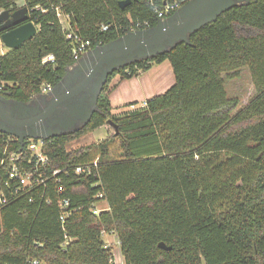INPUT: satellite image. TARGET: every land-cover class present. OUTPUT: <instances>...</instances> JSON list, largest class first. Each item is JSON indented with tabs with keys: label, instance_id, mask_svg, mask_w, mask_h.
<instances>
[{
	"label": "trees",
	"instance_id": "16d2710c",
	"mask_svg": "<svg viewBox=\"0 0 264 264\" xmlns=\"http://www.w3.org/2000/svg\"><path fill=\"white\" fill-rule=\"evenodd\" d=\"M20 1L39 30L21 47L0 51V91L27 102L77 62L75 43L53 5L71 15L72 31L90 40V50L133 27H154L165 1L189 0H138L126 8L121 0H0V10L13 12ZM37 5L48 10H32ZM49 54L54 61H45ZM166 60L174 84L145 105L115 114L112 80L130 79ZM244 68L256 95L238 108L240 99L229 96L226 78ZM98 107L76 132L44 139L51 167L99 156L93 174L73 171L64 180L77 210L62 222L53 181L20 190L0 206V264H115L103 233L117 235L125 264H264V0L233 6L194 32L190 43L114 71ZM109 122L118 130L105 140L67 148ZM11 137L0 131V151ZM115 141L121 156L110 160ZM100 192L109 209L96 215L92 206ZM162 242L171 249L161 248Z\"/></svg>",
	"mask_w": 264,
	"mask_h": 264
},
{
	"label": "water",
	"instance_id": "95a60500",
	"mask_svg": "<svg viewBox=\"0 0 264 264\" xmlns=\"http://www.w3.org/2000/svg\"><path fill=\"white\" fill-rule=\"evenodd\" d=\"M134 1L121 0L122 8ZM251 0H189L151 28L131 30L124 36L90 49L67 69L63 78L46 93L18 101L0 91V131L18 137L48 139L74 133L99 110V96L116 70L169 51L180 42L190 43L191 35L220 14ZM38 33L29 20L26 6L0 13V37L9 49H17ZM115 130L118 126L109 122ZM161 248L171 246L160 243Z\"/></svg>",
	"mask_w": 264,
	"mask_h": 264
},
{
	"label": "built area",
	"instance_id": "2783aa9c",
	"mask_svg": "<svg viewBox=\"0 0 264 264\" xmlns=\"http://www.w3.org/2000/svg\"><path fill=\"white\" fill-rule=\"evenodd\" d=\"M181 6L182 5H180L178 1H165L164 7L162 9H157L158 18H168ZM52 8L56 11V14L60 22L62 23L63 28L66 30L67 38L73 40V42L75 43V57L77 60H79L83 54L89 51V46L91 44L90 40H85L80 34L72 31L70 25L71 15L64 13L61 6L53 5ZM32 10L46 12L48 9L43 8L42 5H37L32 8ZM1 12L2 10H0V13ZM141 25H143V23H137V26ZM144 25L148 26L149 22L145 21ZM108 27L109 25H103L102 29L105 30ZM37 29L39 30L38 26ZM132 30L138 29L133 27ZM0 42L2 46H4L1 37ZM54 59L55 58L53 54H49L45 57L46 62L54 61ZM1 88L2 87H0V89ZM51 88V85L45 86L43 88V93L48 92L49 90H51ZM11 136L12 137L6 142V146L0 151V206L7 204L10 199L15 196L20 190L27 187L37 188L43 185L47 186L48 181L50 180L55 182L56 191L59 194V207L61 209L60 219L64 223L66 219L71 216L74 211L77 210V208L71 207V198L66 194V185L64 183V180L66 178H71L73 175V171L77 175L93 174L94 169L97 168L98 160L89 163L78 164L77 166L51 167L50 157L45 154L43 150L44 139L26 138L22 143L18 137L13 135ZM16 142L20 143L19 149H11L12 143ZM47 202L48 204H50L51 199H47ZM108 209L109 205L104 193H98L96 195V201L92 206L93 213L98 215L102 211ZM70 240L71 239H68L67 237L65 245H68ZM34 263H38V261H34ZM122 264H125V262H123Z\"/></svg>",
	"mask_w": 264,
	"mask_h": 264
},
{
	"label": "rangeland",
	"instance_id": "374dc122",
	"mask_svg": "<svg viewBox=\"0 0 264 264\" xmlns=\"http://www.w3.org/2000/svg\"><path fill=\"white\" fill-rule=\"evenodd\" d=\"M24 1L19 2V6H24ZM7 47L2 46L0 42V51H6ZM171 70L172 73H169ZM141 74V73H140ZM120 90V98L115 100V105L123 103V101L131 100L132 98L139 99L135 106H131L128 110L141 107L142 102L146 98H150L155 94L165 91V89L174 82V75L169 61L154 66L147 72L143 73L137 78L129 81ZM131 86L132 88H128ZM166 87V88H165ZM109 88V87H108ZM226 88L230 97H239L241 108L248 104L256 95L251 73L248 68L242 69L240 75L234 79L226 78ZM110 94V93H109ZM122 101V102H120ZM115 114L121 115L123 111H113ZM114 132V127L111 125L101 126L93 131L84 134L82 137L68 143L69 150L79 149L84 146L96 143L108 138ZM121 156V149L119 142L115 141L110 146V160L118 159ZM99 156L92 158L93 161L97 160ZM103 238L107 241L109 246L113 249V257L116 264H122L124 257L121 253L118 237L115 233H104Z\"/></svg>",
	"mask_w": 264,
	"mask_h": 264
},
{
	"label": "crops",
	"instance_id": "0c3cea01",
	"mask_svg": "<svg viewBox=\"0 0 264 264\" xmlns=\"http://www.w3.org/2000/svg\"><path fill=\"white\" fill-rule=\"evenodd\" d=\"M4 52H6V51H1V53H4ZM88 52V51H87ZM86 52V53H87ZM85 53V54H86ZM82 56H84V54L82 55ZM166 61H169V60H166ZM165 62V61H164ZM170 62V61H169ZM171 64V63H170ZM154 66V65H153ZM152 66V67H153ZM151 67V68H152ZM171 67H172V65H171ZM150 68V69H151ZM149 69V70H150ZM149 70H147V71H144V72H139V75L138 76H140L141 74H143V73H147ZM172 71H173V68H172ZM141 73V74H140ZM169 73H172L171 72V70H170V72ZM173 75H174V73H173ZM134 78H137V76H135V77H132V78H130V79H125V78H122V76L121 75H117L113 80H112V82L110 83V86H109V92H110V99H111V103H112V106H113V111H118V110H120V111H128V109L131 107V106H135L136 104H137V102H139V99H135V98H132L131 100H127V101H123V103H120L119 105H115V100H117V99H119L120 98V90L123 88V86L124 85H127V83H130L129 81L130 80H132V79H134ZM174 82H175V76H174ZM174 82L172 83V84H174ZM171 84V85H172ZM171 85H169L166 89H165V91L171 86ZM128 88V90H129V88H132L131 86H129V87H127ZM165 91H163V92H165ZM163 92H161V93H163ZM158 94H160V93H158ZM155 95H157V94H155ZM155 95H153V96H155ZM152 96V97H153ZM151 98V97H150ZM149 98H146V100H148ZM120 102H122V101H120ZM132 103V105H130ZM145 103H146V101H144V102H142V105L141 106H143V105H145Z\"/></svg>",
	"mask_w": 264,
	"mask_h": 264
}]
</instances>
